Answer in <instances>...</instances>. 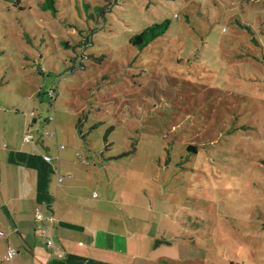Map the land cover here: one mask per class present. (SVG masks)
Returning <instances> with one entry per match:
<instances>
[{"label": "rangeland", "instance_id": "obj_1", "mask_svg": "<svg viewBox=\"0 0 264 264\" xmlns=\"http://www.w3.org/2000/svg\"><path fill=\"white\" fill-rule=\"evenodd\" d=\"M41 1L0 0V144L28 131L91 177L85 196L105 212L196 239L186 249L210 264H256L264 0H57L55 14ZM162 20L145 48L129 43Z\"/></svg>", "mask_w": 264, "mask_h": 264}, {"label": "crops", "instance_id": "obj_2", "mask_svg": "<svg viewBox=\"0 0 264 264\" xmlns=\"http://www.w3.org/2000/svg\"><path fill=\"white\" fill-rule=\"evenodd\" d=\"M32 143L21 138L14 147L0 144V259L8 246L16 251L0 264H210L205 247L197 253L186 249L197 247L196 239L184 245L178 235L144 234L134 218L105 212L101 206L108 199H87L84 190L91 177L73 175L70 166L76 163L71 157L65 163L58 154H47L43 141ZM82 163L89 164L84 159ZM57 174L72 177L58 183ZM41 204L49 206L46 214L52 237L62 246L61 256L34 233L35 207ZM235 259L222 264H246ZM251 260L247 264H253ZM254 262L263 264L264 257Z\"/></svg>", "mask_w": 264, "mask_h": 264}, {"label": "built area", "instance_id": "obj_3", "mask_svg": "<svg viewBox=\"0 0 264 264\" xmlns=\"http://www.w3.org/2000/svg\"><path fill=\"white\" fill-rule=\"evenodd\" d=\"M52 92V91H51ZM52 117H48V121H52ZM23 142L25 143H31L33 141V136L28 131L24 133L23 135ZM60 148H63V146H60ZM71 174H65L60 175L57 174V182H62L65 178H71ZM48 204H41L37 205L35 207V225H34V233L36 236L43 237L45 239V243L50 250H52L53 253H55L57 256L62 255V246L58 243H56L52 237L51 233V227L49 226V220L50 217L47 216L46 211L48 210ZM0 234H4L3 231H0ZM16 253L15 249L8 246L6 250V254L4 255L3 259H0V263L2 260L9 261Z\"/></svg>", "mask_w": 264, "mask_h": 264}, {"label": "trees", "instance_id": "obj_4", "mask_svg": "<svg viewBox=\"0 0 264 264\" xmlns=\"http://www.w3.org/2000/svg\"><path fill=\"white\" fill-rule=\"evenodd\" d=\"M10 1V0H8ZM57 0H42L39 7L43 11H50L52 14L57 12L56 7ZM102 11L103 8H98ZM168 27V20H162L161 22L152 23L139 33L132 35L129 39V43L136 47L138 50L145 48L151 41H153L158 36L162 35Z\"/></svg>", "mask_w": 264, "mask_h": 264}]
</instances>
